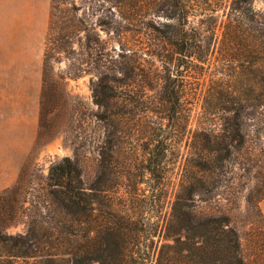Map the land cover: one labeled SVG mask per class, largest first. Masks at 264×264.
<instances>
[{
    "label": "rangeland",
    "instance_id": "374dc122",
    "mask_svg": "<svg viewBox=\"0 0 264 264\" xmlns=\"http://www.w3.org/2000/svg\"><path fill=\"white\" fill-rule=\"evenodd\" d=\"M184 1L192 8L190 27L211 47L204 63L186 59L180 67L159 33L176 23L165 13L172 0H0V214L13 215L6 234L25 235L31 225L42 234L57 225L48 175L64 158L77 164L87 187L98 186L99 225L111 213L127 214L161 231L183 182L201 177L194 166L205 130L219 140L194 206L228 216L239 233L244 264H264V115L239 119L244 144L236 136L227 145L224 116L215 109L218 91L236 79L230 57L217 49L232 0ZM248 2L264 22V0ZM259 26L257 35H264ZM167 69L183 88V113L175 124L167 119L162 94ZM100 80L118 88L111 107L116 138L104 163V110L93 93ZM160 127L169 133V152L163 177L154 178L143 148Z\"/></svg>",
    "mask_w": 264,
    "mask_h": 264
},
{
    "label": "trees",
    "instance_id": "16d2710c",
    "mask_svg": "<svg viewBox=\"0 0 264 264\" xmlns=\"http://www.w3.org/2000/svg\"><path fill=\"white\" fill-rule=\"evenodd\" d=\"M172 1L165 13L176 23L163 25L161 31L156 27L153 30L160 31L173 47L180 61L177 66L181 67L186 59L204 63L211 45L205 43L202 32L190 27L192 8L184 0ZM223 25V38L217 49L221 55L230 57L227 62L236 79L234 86L224 84V90L218 91L215 109L224 116L222 136L228 139L226 144L237 136L242 145L244 137L240 136L238 120L255 112L264 115V35H257L258 26L263 27L264 22L256 18L248 0H232ZM167 70L162 94L169 107L167 119L175 124L183 113V88ZM48 82L45 77L44 113ZM93 93L95 104L104 110L102 119L107 131L102 150L104 163L116 138L112 128L117 115L111 107L117 104L118 88L113 82L100 80ZM157 131L145 144L143 153L147 172L161 178L170 138L166 129L160 127ZM197 140L203 150L194 167L201 177L192 176L183 182L171 218L161 231L144 227L127 214L111 213L106 224L99 225L98 186L87 187L77 164L64 158L50 168L48 175V199L56 209L57 225L41 234L40 228L37 232L30 224L25 235H8L5 228L13 215L5 218L6 214L4 217L0 214V264H244L239 233L230 218L207 215L194 206L193 195L201 193L208 183L205 174L212 170L211 152L219 139L212 131L203 130ZM3 203L0 195V205Z\"/></svg>",
    "mask_w": 264,
    "mask_h": 264
},
{
    "label": "bare ground",
    "instance_id": "6f19581e",
    "mask_svg": "<svg viewBox=\"0 0 264 264\" xmlns=\"http://www.w3.org/2000/svg\"><path fill=\"white\" fill-rule=\"evenodd\" d=\"M54 153H55V154H56V153H58V154H59V151H56V152H54Z\"/></svg>",
    "mask_w": 264,
    "mask_h": 264
}]
</instances>
